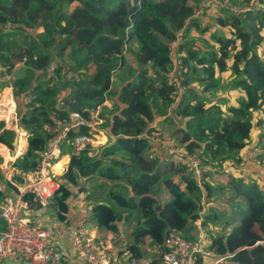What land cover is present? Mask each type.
Returning <instances> with one entry per match:
<instances>
[{"label":"trees","instance_id":"16d2710c","mask_svg":"<svg viewBox=\"0 0 264 264\" xmlns=\"http://www.w3.org/2000/svg\"><path fill=\"white\" fill-rule=\"evenodd\" d=\"M203 4L204 0H0V90L13 86L21 123L29 133V148L14 167L35 170L49 140L61 131L60 123L70 122L67 106L59 105L70 87L60 84L66 70L79 79L96 72L86 50H78L72 41L76 25L80 43L91 48L98 62L110 65L95 81L97 87L104 85L103 91L84 93L83 101L103 106L109 99L112 109H102L109 137L105 146L76 154L67 144L63 150L71 157L70 172L57 178L60 190L54 202L60 220L65 221L73 197L68 185L85 178L107 188L106 197L98 201L89 195L97 201L90 222L100 233L113 232L125 239L126 250L138 262L150 258L149 249H157L151 258L158 264L159 252L171 251L167 242L172 236L194 241L201 225L206 229V251L216 258L264 264V190L235 175H229L225 184L215 181L228 166L242 174L244 151L264 126V117L256 120V115H264V0L224 1L211 43L200 47L191 34L210 33L196 15ZM126 48L136 49L137 67L122 59L123 83L116 90L110 78ZM110 54L114 57L109 61ZM21 63L26 75L14 79ZM175 71L182 78L178 86L169 82ZM226 71L234 78L230 91L237 90L240 98L225 110L206 94L216 92L218 73ZM36 96L40 102L30 107ZM80 114L90 119L88 111ZM162 118L180 147L213 163L200 180L187 172L184 162L168 157L151 141L153 134L162 132L153 127ZM67 133L74 139L91 135V130L83 126ZM259 137L258 146L264 143V132ZM16 138L0 123L1 144L14 150ZM91 153L98 157L92 159ZM5 185L17 193L10 181ZM7 196L0 188V200ZM239 198L242 201L235 203ZM25 199L32 210L38 209L32 195ZM223 205L231 207L234 219L226 217ZM236 218L240 222L231 229Z\"/></svg>","mask_w":264,"mask_h":264},{"label":"built area","instance_id":"2783aa9c","mask_svg":"<svg viewBox=\"0 0 264 264\" xmlns=\"http://www.w3.org/2000/svg\"><path fill=\"white\" fill-rule=\"evenodd\" d=\"M223 2H220L221 6L224 5ZM244 11L245 9L242 10ZM201 14L202 8L196 11V15ZM176 45V43L172 44L174 52ZM126 52L127 48L124 54ZM124 57L120 56L119 65L112 71L110 78L112 86L121 73ZM175 66H178L177 62ZM180 76V73L175 71L169 79L170 84L178 86L182 80ZM69 77L79 80L76 74H69ZM176 94L180 97L182 90L180 89ZM103 106L85 110L90 113V119H86L81 114H71L70 119L73 123L66 130L57 132L49 140L36 169L19 171L16 174L19 181L11 180L17 193L13 196L8 195L3 201L0 200V264H153L152 258H144L140 262L132 258L126 250L125 239L116 241L95 236L91 226L85 220L78 222L73 229L74 259H70L63 242L59 237L50 233L43 218L30 220L23 216V212L32 211L30 202L25 199L26 195H32L34 202L37 203L38 209L35 211L53 203L60 190L55 167L62 157L63 146L71 144L76 154L88 146L93 149L92 146L97 144L99 135L106 132L103 128L104 119L101 117ZM0 123L4 124L6 130L15 132L21 141L29 136L21 123L13 95L0 94ZM83 126L91 130V135H79L74 139H69L68 130L80 129ZM150 139L159 143L169 157L184 162L187 172L196 176L198 180L213 165L203 155L188 154L184 148L179 146L175 138L164 141L153 134ZM205 234L206 231L200 228L194 241L172 236L167 242L171 251H160L158 264H227V257L215 258L212 253L206 251ZM213 257L214 260H212Z\"/></svg>","mask_w":264,"mask_h":264},{"label":"crops","instance_id":"0c3cea01","mask_svg":"<svg viewBox=\"0 0 264 264\" xmlns=\"http://www.w3.org/2000/svg\"><path fill=\"white\" fill-rule=\"evenodd\" d=\"M220 1L221 0H204V4H203V8H202V14L201 15H197V17L200 18L203 23L208 22L210 19L214 18L215 19L214 20L215 23L214 22H212V23H213V25L215 27L216 26V21H217L216 19L218 18V12L220 11V9L222 7L220 5ZM240 11L241 10H239L238 13H240ZM205 12H206L207 15H205ZM211 15H212V17H211ZM217 28H218V26H217ZM225 31L226 30H224L222 32H225ZM195 34H197V31H193L191 36H193ZM211 34L212 33L210 32V33H207L205 35H211ZM225 34L228 35V32L226 31ZM126 54H125V57H126ZM23 68L25 69V67L23 66V63L18 64L16 66V68L14 70V73H13L14 79L20 78V77L16 76L15 73H17V71H19V70L21 71ZM0 81H1V78H0ZM114 84H113L112 88L114 87ZM121 87H122V84L120 85V88ZM1 93L8 94V95H13L14 99L16 100L15 95H14V88H13L12 85L11 86H7V87L3 88L2 90H0V94ZM71 94L73 95V92L68 88L63 93V96H61L62 100H60L59 105H62L66 100H71L72 99V98H70V96H72ZM63 100H64V102H63ZM22 102L24 104H26V103H28V100L22 99ZM16 103H17V106H18V110H20L19 109L20 107H19V104H18L17 100H16ZM104 106L108 107L109 109H112L111 101L108 99L105 102ZM70 117H71V113H70ZM72 123L73 122L70 119V122L66 123L68 126L65 127L64 130H66L68 127H70ZM160 124H163V125L160 126ZM153 127H155V128H157V129L162 131V132L155 133V135H157L161 140L166 141L167 139L172 138L170 136L171 126H170V124L164 123V118L157 120L154 123ZM61 130L63 131L62 127H61ZM75 131L77 132V131H79V129H76ZM262 132H264V130H262ZM105 133L103 132L102 135H99L97 144L92 146L93 149L96 150V152L109 142V137L107 136V133L106 134ZM28 139H29V136H28V138L22 139V141L20 140L18 147L15 148L17 155H21L22 156V155H24V153H26V151L29 148ZM188 140H189V138L185 137L183 139V142L187 143ZM23 142H24V147H23ZM153 143H154L155 147L157 146L163 152H166V150L159 143H157V142H153ZM66 145L67 144H65L63 146V150H65ZM71 149L73 151V148H71ZM0 150H4V151H0V157L3 158V163L0 166V169H1L2 173H3V175L4 174L6 175L7 181L11 182V180L14 179L15 175L19 173V170L14 167V164H15L17 159L16 158L13 159L11 157V156H13L12 153H11L12 150L8 149L5 145H3L1 143H0ZM5 155H9L10 161H7ZM70 157H71V155H69V154H67L65 156L62 154V157H61L60 161L58 162V164L55 167V170H56V173H57V177H64L65 175H67L70 172ZM90 157L92 159H96L98 157V155L95 154V153H92L90 155ZM250 158H251L250 155L248 157L245 155V161L242 164V166L240 167V169L242 168L244 172H246V170L248 169V166L251 163L250 162ZM9 166H10V168H8ZM225 172L228 175H226ZM235 173H238V172L234 168H232L231 166L230 167H226L222 171L221 174H218L215 177L216 178L215 181L217 183L225 184V183H227L228 180L223 179V176L227 177L229 175H234ZM219 180H221V182ZM86 181L87 180L85 178H82L80 180H77L76 183L68 185V187L72 190L73 197H72V199L70 201H68V205H69L68 206V213L66 215L65 221L60 220L54 201L49 206H47L45 208H42L40 210H37V211L32 210L30 212H23V216L29 218L30 220H35L38 217L43 218V220L46 223V227L48 228L50 233L53 236L59 237L61 239V241L63 242L64 249H65L66 253L69 255L70 259H74L72 232H73V229L76 227L77 223L80 222L81 220H85L86 222H88L89 225H91L92 232H93V234L95 236L103 237V238H107V239H114L116 241L119 240V238H118L119 236L117 234L113 233V232H103V233L98 232V230L95 228V225L90 222L91 211H92V209L94 207V204L98 200L95 202L94 200L88 199L89 195H88V189L86 188V184H88L89 182H86ZM92 185H96V182L92 183ZM0 188L4 192H6L7 195H9V196H13L14 195V192L11 189H8L6 187V185H4L3 183L0 184ZM81 188H86L87 191H83V192L81 191L82 192L81 193L80 192ZM200 228H203V227L200 225ZM203 229L206 231L205 228H203ZM219 230H221V229H218V231ZM230 230H228V232ZM196 236H198L197 233H196ZM215 258L213 257L212 260H214ZM229 263L230 264H234L232 262H228L227 264H229ZM80 264H83V263H80Z\"/></svg>","mask_w":264,"mask_h":264},{"label":"rangeland","instance_id":"374dc122","mask_svg":"<svg viewBox=\"0 0 264 264\" xmlns=\"http://www.w3.org/2000/svg\"><path fill=\"white\" fill-rule=\"evenodd\" d=\"M220 2H223V0H221ZM220 14H221V12L219 11L218 16H220ZM205 15H207L206 12H205ZM212 15H211V17H212ZM214 20L215 19L213 18V19H210L208 22L203 23L204 25H202V27L210 28V32L215 33L217 30V25L214 27V25L212 23V22H214ZM225 32H223L222 34L224 37H227L229 34L227 35V34H225ZM192 39L196 40L197 45L200 47H202L203 45L205 47V42H207V41H208V43H211L210 35H204L199 31H197V34L192 36ZM127 51L128 52H126L127 54H126V57L124 58V61H126L128 63V65L137 67L136 49L130 48ZM119 56H125L124 52L119 54ZM113 57H114V55L110 54L108 56V60L110 61ZM93 71H94V67L92 68L91 72L93 73ZM15 75L18 77H24L26 75V70L23 68L21 71L20 70L17 71V73H15ZM217 78L219 80L218 89L214 93L206 94V97L212 101L219 102L225 110L230 105H237L238 99L240 98L239 92H237V90L230 91L231 89H229V85L231 84V81L234 79L233 74L230 71H226L224 73H218ZM122 83H123V81H122L121 77H117L113 88L116 90L120 89V85ZM69 89L73 92L75 91V87H73V86H70ZM196 89L198 91L201 90V88L198 86L196 87ZM163 94H164V92H163ZM70 98H73V96H70ZM40 99H41L40 96H36L32 101H30V103L32 104L30 107H35V105L40 102ZM21 110L23 111V109H21ZM263 117H264V115L258 114V115H256V120L259 121ZM162 125L163 124H160V126H162ZM263 129H264V126L256 131V133L252 139L251 145L244 151V153L247 157L249 155L251 156V158H250L251 163L248 166V169L246 170V172L242 171V174L241 173H235L234 175H235V177H240L241 179H244L246 181V183H248V184H257L260 188H262L264 190V149H263L264 143L262 145L259 144V146H258V141L260 139L259 136L262 133ZM14 150H15V148H14ZM5 157H6L7 161H10L9 155H5ZM11 157L13 159H15V157H13V156H11ZM228 167H230V166H228ZM8 168H10V166ZM225 174L228 175L226 172H225ZM228 178H229V176H227V177L223 176V179L228 180ZM219 181L221 182V180H219ZM6 182H7V178H6V175L4 174L3 177H0V184L3 183L5 185ZM86 188L88 189V195H91V197L93 196V198H95L96 200H100V199H103L104 197H106L107 188H100V184H98V183H96V185H92L91 183H88V184H86ZM229 196L233 197L234 195L229 194ZM169 199L170 198H168L167 200H169ZM239 200L242 201V199H240V198L235 199V203L240 202ZM222 208L225 211H227L228 216H226V217L228 219H231V218L234 219L236 217L232 214V210H231L230 206L223 205ZM244 209H245V207H244ZM239 222H240V219L236 218L230 228L232 229L234 226L238 225ZM122 227L124 230L127 229L126 225H123ZM230 228H229V230H230ZM157 253H158L157 249H155V250L149 249V257L150 258L152 255H155Z\"/></svg>","mask_w":264,"mask_h":264},{"label":"water","instance_id":"95a60500","mask_svg":"<svg viewBox=\"0 0 264 264\" xmlns=\"http://www.w3.org/2000/svg\"><path fill=\"white\" fill-rule=\"evenodd\" d=\"M84 6L81 7H76L75 10L70 13L68 15L69 19H72V16L74 14V12L78 9H83ZM78 33H79V29L78 27L75 25L73 28V35H72V41L75 43L76 47L78 50H86V54L87 56L93 61V63L96 66V72L95 74L91 77V78H82V79H71L69 77L68 74V69L66 70V72L63 75V80L61 81V86L65 87L66 85H70L75 87V91L73 92V98L71 100H66L63 104L65 106H67L69 113L71 114H76V115H80L81 111L84 110H89V109H96L100 106L99 103H85L83 101V94L87 93L89 91H94V92H102L104 89V85L101 87H97L95 85V81L96 79L99 77L101 71L103 69L109 68L110 65L106 64V63H101L98 62L91 54V48L87 45H82L78 39ZM67 124H62L61 127L64 130L65 127H67ZM20 140L18 139V137L14 140L13 146L14 148L18 147ZM87 148H90L89 146ZM27 152V151H26ZM13 157H15L16 159H18L21 155H17L16 154V150H12L11 151ZM25 154V153H24ZM14 182H18L19 181V177L18 175H15ZM1 214V212H0ZM91 226V225H89Z\"/></svg>","mask_w":264,"mask_h":264},{"label":"bare ground","instance_id":"6f19581e","mask_svg":"<svg viewBox=\"0 0 264 264\" xmlns=\"http://www.w3.org/2000/svg\"><path fill=\"white\" fill-rule=\"evenodd\" d=\"M21 146V145H20ZM23 147H24V142H23Z\"/></svg>","mask_w":264,"mask_h":264}]
</instances>
